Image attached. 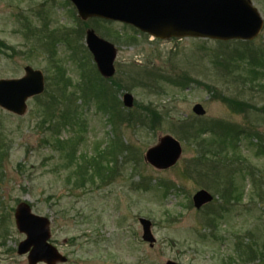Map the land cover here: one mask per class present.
I'll list each match as a JSON object with an SVG mask.
<instances>
[{"label":"rangeland","instance_id":"1","mask_svg":"<svg viewBox=\"0 0 264 264\" xmlns=\"http://www.w3.org/2000/svg\"><path fill=\"white\" fill-rule=\"evenodd\" d=\"M250 1L263 20L259 34L224 42L158 39L121 22L82 20L69 0H0V41L8 47L0 46V79L21 77L26 65L45 78L23 115L0 108V264H28L26 253H17L25 238L14 220L20 202L49 219V242L67 258L56 264H264L252 255L239 258L233 246L236 234L264 233V150L257 151L264 144V0ZM88 29L116 48L114 74H100L117 82L114 104L81 90L97 69ZM65 88L76 92V124L48 115L52 106L56 113L68 105ZM126 92L130 108L123 105ZM227 98L256 110L234 111ZM195 104L204 114L193 111ZM115 108L121 119H113ZM165 134L182 153L173 166L156 169L145 153ZM201 138L212 140L206 156ZM117 141L121 149L114 160L109 155L103 179L83 187L69 179L77 162L88 167L97 149ZM212 152L224 164L209 165ZM229 183L240 200L223 196ZM200 189L212 200L196 208L192 197ZM139 217L150 220L153 245L141 238Z\"/></svg>","mask_w":264,"mask_h":264},{"label":"water","instance_id":"2","mask_svg":"<svg viewBox=\"0 0 264 264\" xmlns=\"http://www.w3.org/2000/svg\"><path fill=\"white\" fill-rule=\"evenodd\" d=\"M82 20L101 18L121 22L137 28L154 38H209L221 41L252 40L263 27V20L250 0H69ZM86 46L92 54L99 73L104 77L114 74L116 48L99 37L92 29L86 31ZM45 88L44 74L40 69L26 65L18 78L0 79V108L23 115L27 100L41 94ZM123 105H133V96L123 94ZM196 114H204L200 104L193 106ZM182 153L180 142L169 134L161 136L148 148L145 160L156 169L173 166ZM196 208L212 200L205 189L192 197ZM16 228L25 234L17 246L18 254L27 255L28 264H56L67 258L49 242L50 222L46 216L34 214L25 202L17 204L14 211ZM141 238L153 245L155 238L151 222L139 217ZM165 264H179L167 260Z\"/></svg>","mask_w":264,"mask_h":264},{"label":"trees","instance_id":"3","mask_svg":"<svg viewBox=\"0 0 264 264\" xmlns=\"http://www.w3.org/2000/svg\"><path fill=\"white\" fill-rule=\"evenodd\" d=\"M102 20V19H101ZM106 21V20H103ZM110 22V21H109ZM67 41V40H66ZM225 42V41H224ZM228 43V42H227ZM249 42H245V44H248ZM0 46L4 49H8V47H6V45L0 41ZM255 60V57H250V61L248 63L251 64V62H253ZM57 69L59 71H61V73L63 72V70L59 67H57ZM258 74V73H257ZM61 75V74H59ZM90 75V74H89ZM63 76V75H62ZM91 78H89V83L83 86V88L81 87V90L83 92V95H87L88 97H92V98H96L97 101L101 102V99H106L107 101H110L112 104H114V92L112 91V85H115L117 82L116 81H111L109 83H107V79L103 78L100 73L98 72L97 69H95V67L93 68V72L90 75ZM62 78V77H61ZM66 80V79H65ZM64 80V81H65ZM91 84V85H90ZM118 87L120 86V84L117 85ZM67 88H65L66 94H67ZM62 94H65L64 90L62 92ZM76 95L75 91H70L67 94V99H65V101L68 103V105H63L61 104V109H58V111L55 113L57 107L56 106H52V108L49 109V114L52 118V122L54 121V119L56 120L57 124H65L67 125L69 124H76L77 123V117H78V113H77V108L73 105L74 104V99ZM74 96V97H72ZM73 98V99H72ZM61 99V98H60ZM59 99V101H61ZM227 103L228 106L234 110V111H244L245 109H254L256 110V107L250 106L247 103L243 102L244 100L241 101H232V99L227 98ZM235 102V103H234ZM56 103V102H55ZM60 104V102H59ZM100 104V103H99ZM110 105V104H108ZM103 106H106V104H103ZM99 107H102V104H100ZM111 107H113V105H111ZM115 111H111L112 115H113V119H121V110H119L118 108H115ZM144 110L148 113V118L149 115H152L151 112V108L149 107H144ZM47 113V111H46ZM131 114L132 112H128L126 119L129 121L131 120ZM60 118V121H58V119ZM146 118V117H145ZM146 120V119H145ZM144 120V122H145ZM143 122V121H141ZM149 123L151 124V128L154 125V121H151V119H149ZM238 132V131H237ZM243 133L245 132H239L236 133L238 136L239 135H243ZM255 134V133H254ZM247 136H251L252 134H246ZM202 143H204V145H202V156H206L207 153H209L210 151H208V147L211 144L212 140L211 139H205V138H201ZM55 142H57L58 144V148L61 149L62 148V142L58 140V138H55ZM113 144L109 146L108 149L104 150V151H99V149H97L96 151V156L90 158L89 161L85 160L86 164H89V166L87 167L83 162H77V164L75 165V167L73 168V170L69 173V179L73 180V182L75 183V185L81 186L83 187L86 183H93L94 179L99 176V178L103 179L107 174L105 173V175L103 174V172L105 171V167L106 164H109V158L111 156V159L114 160L116 153L121 149V144L117 141V142H112ZM74 148V147H73ZM72 148V152L67 153V162L68 164H71L74 162V157H75V150ZM58 149V150H59ZM262 149L264 150V144L260 143L259 145H257V151L263 152ZM216 152H212L211 158L213 159V162L207 161L209 163V165H216V166H221L223 163V160H220L218 156L215 155ZM264 153V152H263ZM110 155V156H109ZM102 159H106V163L102 162ZM225 160V159H224ZM82 161H84V159H82ZM66 162V163H67ZM105 164V165H102ZM92 170H90L89 168H92ZM113 169H110V172H112ZM108 172V171H107ZM224 197L227 196L228 199L226 200H240L238 199L241 195L240 190H238V188L236 186H234L232 184V186L229 183L228 188H226V191L224 189ZM261 195L259 194L258 197H260ZM254 197L250 198V201H253ZM260 201H263L262 199L259 200L258 202H256L257 204H260ZM253 230L249 231L251 232L252 235H248V234H236L235 238H234V243L233 246L235 247V255L238 256L239 258H243L244 256H250L252 255V257H258L257 259H259L260 261H264V233L261 232L259 234L254 235L252 233ZM250 258V257H249ZM252 259V258H250ZM255 259V258H254Z\"/></svg>","mask_w":264,"mask_h":264}]
</instances>
